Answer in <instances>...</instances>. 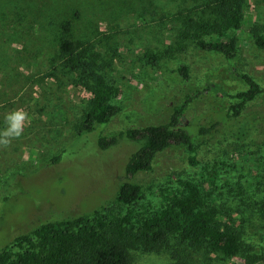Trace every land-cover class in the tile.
<instances>
[{
    "label": "rangeland",
    "instance_id": "1",
    "mask_svg": "<svg viewBox=\"0 0 264 264\" xmlns=\"http://www.w3.org/2000/svg\"><path fill=\"white\" fill-rule=\"evenodd\" d=\"M85 1L68 2L81 12L72 37L82 61L94 63L96 73L117 90L111 102L121 111L108 125L77 136L92 95L80 82L81 71L65 66L57 54L58 24L66 13L52 10L50 0H0V131L10 112L28 114L22 135L0 146V248L58 212L83 214L111 204L137 144L121 139L101 150L98 136L164 124L189 96L196 95L181 121L190 133L213 122L219 130L195 138L197 164L189 163L185 147L169 146L156 155L151 171L136 174L132 180L142 194L138 208L160 207L158 192L182 188L187 180L211 181L203 195L229 214L242 208L245 198L236 195L242 188L255 200L247 205L264 203V53L252 44L253 32L264 33V0H245L239 27L229 30L238 46L233 66L191 43L184 52L163 55L175 43L180 22L174 21L175 28L143 0ZM199 2L155 0L175 11ZM180 65L189 68L188 81L178 74ZM238 74L250 76L262 91L235 118L231 97L247 89ZM243 123L247 133L236 140L235 129ZM56 156L61 159L54 163ZM253 218L241 217L250 235L264 244V224L252 225ZM200 255L196 264H220ZM131 256L133 264H171L165 252Z\"/></svg>",
    "mask_w": 264,
    "mask_h": 264
},
{
    "label": "trees",
    "instance_id": "2",
    "mask_svg": "<svg viewBox=\"0 0 264 264\" xmlns=\"http://www.w3.org/2000/svg\"><path fill=\"white\" fill-rule=\"evenodd\" d=\"M80 1L87 2L50 0L52 10L66 13L58 24L57 54L65 66L81 71L80 82L92 95L89 109L76 126L77 136L93 132L96 126L108 125L121 111L111 102L117 90L96 73L94 63L82 61L80 44L72 37L74 22L80 19L81 12L78 5L71 8L68 2ZM143 1L152 14H165L164 19L171 20L175 28V22H180L175 43L163 55L184 52L191 43L199 51L221 55L228 65H234L238 46L229 30L239 27L245 0H200L196 6L176 11L175 7L161 6L155 0ZM252 41L255 49L264 53V33L253 32ZM151 59H155L154 56ZM177 72L183 80L190 78L186 65H180ZM237 76L247 89L231 97L235 102L231 106V117L235 118L262 91L250 76ZM195 96L174 106L164 124L98 136L101 150L115 146L121 139L137 144L125 165L123 181L114 201L88 213L58 212L53 220L35 223L30 230L18 234L0 248V264H133L131 252L137 251L142 254L165 252L171 264H196L201 253L204 261L215 259L220 264H228L234 258L241 260L240 264L264 263L263 239L250 235L241 219L248 213L254 217L252 225L264 224V203L247 205L246 202L255 200L250 199L251 193H242L243 188L236 195L244 197V203L234 214L208 203L202 189L211 185L209 180L201 184L187 180L181 182L182 188L160 190V207L143 211L138 208L142 194L140 185L132 180L136 174L151 171L156 155L169 146L185 147L190 153L189 163L197 164L195 138L219 130L218 122H213L198 127L194 135L189 131L190 126L181 121ZM248 127L243 123L235 129L236 140L245 136ZM60 159L61 156H56L52 160L55 163ZM256 208L260 211L256 212Z\"/></svg>",
    "mask_w": 264,
    "mask_h": 264
},
{
    "label": "clouds",
    "instance_id": "3",
    "mask_svg": "<svg viewBox=\"0 0 264 264\" xmlns=\"http://www.w3.org/2000/svg\"><path fill=\"white\" fill-rule=\"evenodd\" d=\"M28 119V114L17 109L8 114L6 117L7 127L0 131V146L8 147L12 139L18 138L23 133L25 121Z\"/></svg>",
    "mask_w": 264,
    "mask_h": 264
}]
</instances>
